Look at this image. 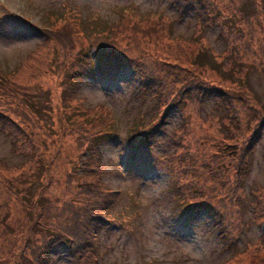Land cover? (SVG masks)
<instances>
[{"label": "rangeland", "instance_id": "rangeland-1", "mask_svg": "<svg viewBox=\"0 0 264 264\" xmlns=\"http://www.w3.org/2000/svg\"><path fill=\"white\" fill-rule=\"evenodd\" d=\"M214 1L218 4L219 11L233 20L232 25L235 28H244L247 25L240 21L243 11L255 13L249 16H255L253 25L256 36L253 35L255 37L253 48L258 50L260 55L251 61L256 63L264 60V15H258L257 11L262 9L258 5L262 0H255V4L248 1L246 3L250 4L246 6L241 5L246 0ZM120 7L164 15L172 20L173 36L182 37L179 39L191 38L198 44L202 42L220 54L228 51L227 41L220 36L222 27L212 26L210 22L201 23L203 10L201 13L190 12L179 18L178 12L171 6L169 0H0V76L23 64L22 61L28 51L41 39L39 29L46 25L48 19L59 24L66 16L74 13L75 20L81 22L86 33L91 32L92 37H96L90 49L91 56L98 58L100 52L109 53V61L101 62L99 65L96 63V73L79 84L77 95L86 106H96L98 103L107 105L116 119L114 135L99 147L104 167L110 171L109 175H104V182L113 189L115 198L109 221H106L96 234L94 243L97 253L96 264L249 262L257 247L264 249V223L257 215L255 206L257 194H261L260 191L264 188V67L261 69L256 68L257 65L239 67L233 62L237 69L233 68L232 72L246 85L245 92V86L240 88L244 92L242 97L247 101H241L238 96L236 100V97L230 95L236 102V109L239 106L236 117H231L230 110L225 109L227 104L220 101L216 93H209L205 97H201L199 93H192L189 100L182 102L175 109L168 110L161 119L150 120L153 111L158 107V102L148 94L151 93L150 89L142 90L138 72L131 66L109 67L118 63L116 59L119 54L116 51L125 53L127 47L119 42L112 43V39L106 42L99 30L100 21L96 15L102 20L114 21L120 17L117 10ZM49 12L52 15H49ZM164 23L169 25V22ZM112 46L116 51H113ZM189 57L193 58L191 55ZM212 74L210 73V78ZM50 75H46L45 81L46 88L50 87L52 90L54 75ZM237 82L240 85L238 80ZM4 107H7V104H4ZM255 119L256 126L252 132H238L237 124L236 132L229 130L234 124L229 125L232 120L240 121L237 123L241 126H250L251 121ZM153 124L157 125L154 131H149L150 133L139 142L136 134L134 142L133 137L137 131L153 127ZM133 126L138 127L137 130L134 131ZM260 126L261 131L259 129L255 131V128ZM189 127L195 130L191 135L198 138H193L197 152L193 148H188L189 152L194 153L188 165L190 168L192 166L197 168L198 171L206 170L205 176L202 175L204 184L213 185L216 178L211 173L216 167L229 168L227 177L224 178L227 183L216 186L217 193L221 192L219 196L206 186L202 195L198 186L195 189L194 184L185 185L190 181L184 178V173L180 176L171 169L175 161H180L175 155L181 153L178 146L182 137L177 136V133ZM256 135H259V140L248 156L247 167L243 170L239 187L234 189L235 175L230 164H233L240 154L225 156L222 153L228 152L226 144L230 142V138L240 137L239 140L244 141V138H247L245 136ZM250 139L251 137L247 141ZM247 141L242 144L241 149L247 145ZM69 147L64 145L65 151ZM26 151L27 146L23 149V155L14 153L10 139L0 131V159L7 165L20 167L27 160L24 155ZM214 153L220 154V162L217 165L214 159H209ZM73 155L57 156L56 161L50 165L57 186L53 187L50 184L44 195L60 197L61 200L72 196L68 172L74 166L75 161L72 160L71 163ZM189 155L191 157L190 153ZM38 157L40 155L37 153L36 158ZM18 174L14 172L6 175V179L16 177ZM180 182L185 196L177 200ZM0 193L5 195L3 191ZM220 199L227 207L225 210L221 209L218 214L214 203ZM11 206L7 221L9 228L0 229V264H16L19 261L20 251H17L20 250V243H23L25 238H17L19 232L22 231L30 241L31 237H35L34 234L31 235L29 225L31 221L24 216L21 207L16 203H11ZM221 211L227 214L225 218ZM211 212L214 214L216 212L221 220L224 218L222 225L224 223L230 226L231 235L236 238L235 250L225 247L227 243L224 246L220 230L215 225L217 218ZM41 220L48 224L44 215ZM236 224H239L238 232ZM13 250L14 255L9 257ZM260 257L257 255L254 262L259 264ZM50 264L77 262L67 245L62 243L50 255Z\"/></svg>", "mask_w": 264, "mask_h": 264}, {"label": "trees", "instance_id": "trees-1", "mask_svg": "<svg viewBox=\"0 0 264 264\" xmlns=\"http://www.w3.org/2000/svg\"><path fill=\"white\" fill-rule=\"evenodd\" d=\"M169 1L178 12L179 18L190 12L201 13L203 10L201 23L210 22L212 26L222 27L220 36L227 41L228 45L225 44L228 51L220 54L202 42L198 44L191 38L179 39L182 37L173 36L172 20L164 15L120 7L117 9L120 17L114 21L102 20L96 15L100 21L99 30L103 39L106 42L112 39V43L119 42L127 47L125 53H120L112 46L113 51L119 54L116 59L118 63L109 67L131 66L138 72L142 90L150 89L151 93L148 94L158 102V107L153 111L150 120L161 119L168 110L175 109L182 102L189 100L192 93H199L201 97L216 93L220 101L227 104L225 109L230 110L231 117H236L239 106L236 109L233 98L236 97L238 100V96L241 101H247L243 98L246 85L232 72L235 68L234 63L239 67L241 65H257L256 68L259 69L264 67L263 59L256 63L251 61L260 55L258 50L253 48V45L255 46L253 35L256 36L253 25L255 16H249L255 13L243 11L240 21L247 25L244 28H235L232 25L233 20L219 11L214 0ZM248 1L255 4V0H246L241 5L250 4L246 3ZM258 5L262 8L257 10L258 15L263 16L264 0L258 2ZM131 12L134 13L130 14ZM49 15L52 13L49 12ZM75 19L74 13L66 16L59 24L48 19L46 25L39 29L41 39L23 59L22 70L17 73L21 66H15L1 75L3 77L0 76V131L10 139L14 153L23 155V149L25 146L28 147L24 154L27 160L20 167L9 166L0 159V191L5 192V195L0 193V229L8 230L11 203H16L23 210L24 216L31 221L29 224L31 235L35 236L31 237L30 241L22 231L18 233L17 238H25L23 243H20V250L17 251H20V254L16 264H50V255L62 243L67 245L77 264H96L97 253L94 246L96 234L105 222L109 221L114 204V191L103 178L104 175H109L110 171L104 167L99 147L114 135L116 119L107 105L98 103L96 106H86L77 95L79 84L96 73V63L99 65L101 62L109 61V53L100 52L98 58L91 56L90 49L96 37H92L91 32L86 33L81 22ZM165 21L169 22L168 26L165 25ZM109 46L111 47V44ZM190 55L193 58L189 57ZM210 73H213L211 78ZM50 74L54 75L52 90L50 87L46 88L45 81L46 75ZM243 86L244 92L240 88ZM4 104H7V107H4ZM256 120L251 121L250 126H241L238 124L240 121L232 120L229 125L234 124L229 130L236 132L237 124L238 132H252ZM153 125L137 131L133 137L134 142L136 134L139 142L150 133L149 131H154L157 125ZM261 127L255 128V131L257 129L261 131ZM132 128L135 131L138 127ZM193 131L195 130L189 127L177 133V136L182 137L180 145L177 142L181 153L175 155L180 161H175L171 169L180 176L184 173V178L190 181L185 185L194 184L195 189L198 186L202 195L206 186L219 196L221 192L217 193L216 186L227 183L224 178L227 177L229 168L216 167L211 173L216 178L213 185L204 184L202 175L205 176L206 170L198 171L197 168L193 166L190 168L188 165L194 154L189 152L188 148L196 151L193 138H198L191 135ZM245 137L247 138H244V141H240V137L230 138V142L226 144L228 152L222 153L225 156L240 154L235 162L230 164L235 175L234 189L239 187L243 170L247 167L248 156L259 140V135ZM250 137L251 139L247 141ZM245 141L248 143L241 149ZM64 145H69V149L65 151ZM37 153L40 155L38 159ZM62 154H72L71 163L72 160L75 161L72 170L68 172L70 179L68 184L73 193L64 200L44 195L50 184L53 187L57 186L50 165ZM219 155L214 153L209 159H214L217 165L220 162ZM209 164L210 162L206 165ZM14 172L19 173L18 176L6 179V175ZM181 186L183 185L180 182L177 200L185 196ZM260 193L257 194L255 206L257 215L264 223V188ZM214 206L218 214L221 209L225 210L227 207L221 199L219 202L216 201ZM221 213L224 218L227 216L225 212ZM211 214L217 218L215 225L220 230L224 246L227 243L225 247L235 250L236 238L231 235L230 226L224 223L222 225L224 218L222 220L218 218L216 212ZM43 215L48 220L47 225L41 220ZM237 225L238 232L239 224ZM38 236L40 237L37 241L33 242ZM14 252L15 250L9 257L13 256ZM257 255L261 256L258 263L264 264V249L259 247L252 253L249 262L233 264H257L254 262Z\"/></svg>", "mask_w": 264, "mask_h": 264}]
</instances>
